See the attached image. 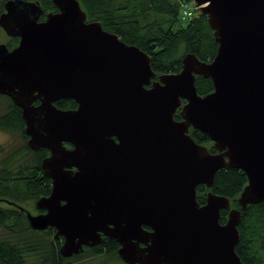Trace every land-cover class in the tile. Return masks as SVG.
<instances>
[{
    "label": "water",
    "instance_id": "obj_1",
    "mask_svg": "<svg viewBox=\"0 0 264 264\" xmlns=\"http://www.w3.org/2000/svg\"><path fill=\"white\" fill-rule=\"evenodd\" d=\"M52 2L43 19L39 0H5L0 13L19 37L0 41V93L21 108L28 146L48 149L52 185L36 214L11 202L33 228L63 236L64 256L108 236L127 263L250 264L235 246L242 211L264 200V0H194L216 53L186 51L180 70L160 73L80 0ZM198 75L213 89L200 93ZM62 97L76 106H57ZM227 165L247 174L240 207L211 189L200 203L197 186L211 188Z\"/></svg>",
    "mask_w": 264,
    "mask_h": 264
},
{
    "label": "trees",
    "instance_id": "obj_2",
    "mask_svg": "<svg viewBox=\"0 0 264 264\" xmlns=\"http://www.w3.org/2000/svg\"><path fill=\"white\" fill-rule=\"evenodd\" d=\"M39 1L44 9L41 19L48 10L57 9L52 0ZM182 1L80 0L88 20H100L104 28L140 46L150 54L157 73L180 70L186 51L204 60L212 59L216 53L217 42L206 15L199 13L194 19L185 20ZM4 2L0 0V13ZM18 41V36H12L7 44L11 48ZM196 84L200 93L213 89L210 77L198 75ZM0 96L5 99L0 111V129L20 135V141L11 146L0 143V264H64L66 257L60 252L63 236L55 237L53 227L33 228L25 210L11 202L22 205L37 200L49 194L52 185L42 167L48 149L28 146L21 108L10 96L1 93ZM55 104L64 108L76 106L74 99L64 97L55 100ZM176 117L179 118V114ZM191 133L197 141L207 143L210 151L217 150L207 133L200 129H192ZM247 181L242 169L224 166L216 171L211 188L204 184L197 186V198L204 203L206 192L211 189L228 196L232 206L240 207L237 197ZM227 213L228 209L221 210V222L226 220ZM238 228L240 237L235 249L241 259L250 264H264V200L251 203L242 211ZM118 247L117 240L104 236L100 243L89 248L93 254L114 253L120 257Z\"/></svg>",
    "mask_w": 264,
    "mask_h": 264
},
{
    "label": "rangeland",
    "instance_id": "obj_3",
    "mask_svg": "<svg viewBox=\"0 0 264 264\" xmlns=\"http://www.w3.org/2000/svg\"><path fill=\"white\" fill-rule=\"evenodd\" d=\"M181 10L183 11V8ZM199 13L200 12L198 9V14ZM198 14H195L194 16L192 15L186 17L184 19L185 20L194 19L195 17H197ZM11 37L12 36H9L5 32V30L0 26V41H4L7 43ZM4 100L5 99L0 96V106H1L0 111L3 109ZM17 141H20L19 133L10 130L0 129V143L3 144L5 147H8V145L11 146L14 143H17ZM22 205L26 209H28L31 213L36 214L39 212V209L36 207V200L27 201L25 203H22ZM89 247L91 246L86 245L83 251L71 256H65L66 259L64 264H137V263H127L124 260H122L119 256H117V254L114 253L93 254Z\"/></svg>",
    "mask_w": 264,
    "mask_h": 264
},
{
    "label": "built area",
    "instance_id": "obj_4",
    "mask_svg": "<svg viewBox=\"0 0 264 264\" xmlns=\"http://www.w3.org/2000/svg\"><path fill=\"white\" fill-rule=\"evenodd\" d=\"M199 6L194 2V0H184L181 2V8H183L184 18L189 16H194L198 14Z\"/></svg>",
    "mask_w": 264,
    "mask_h": 264
},
{
    "label": "flooded vegetation",
    "instance_id": "obj_5",
    "mask_svg": "<svg viewBox=\"0 0 264 264\" xmlns=\"http://www.w3.org/2000/svg\"><path fill=\"white\" fill-rule=\"evenodd\" d=\"M39 211H40V209H39ZM147 228H150L149 226H146ZM85 247H86V245H85ZM74 255V254H73Z\"/></svg>",
    "mask_w": 264,
    "mask_h": 264
}]
</instances>
